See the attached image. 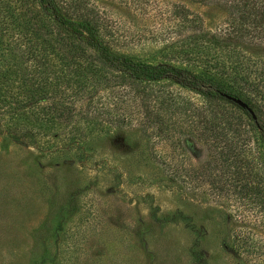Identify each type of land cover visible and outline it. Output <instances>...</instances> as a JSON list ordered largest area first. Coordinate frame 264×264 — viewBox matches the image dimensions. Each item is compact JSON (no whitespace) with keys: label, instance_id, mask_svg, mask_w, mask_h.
Listing matches in <instances>:
<instances>
[{"label":"rangeland","instance_id":"rangeland-1","mask_svg":"<svg viewBox=\"0 0 264 264\" xmlns=\"http://www.w3.org/2000/svg\"><path fill=\"white\" fill-rule=\"evenodd\" d=\"M211 1L82 0L113 51L174 64L183 40L174 10L216 32L225 10ZM34 3L0 0L3 73ZM111 92L77 123L29 124L25 145L4 136H22L20 126L0 128V264H264V209L199 178L212 158L201 136L208 104L167 82ZM217 105L253 134L239 110Z\"/></svg>","mask_w":264,"mask_h":264},{"label":"trees","instance_id":"trees-1","mask_svg":"<svg viewBox=\"0 0 264 264\" xmlns=\"http://www.w3.org/2000/svg\"><path fill=\"white\" fill-rule=\"evenodd\" d=\"M34 1L25 32L11 45L14 63L10 70H0V128L8 122L22 129V136L6 131V139L25 145V138L35 137L29 124L77 123L78 116L95 107L101 91L167 82L208 104L201 112V136L211 143L212 158L199 178L219 194L230 191L264 209V0H213L225 10V26L216 32L203 29L197 14L174 10L183 36L181 49L173 50L178 64L145 62L113 51L94 17L84 13L82 0ZM188 1L201 6L212 2ZM253 40H259L255 49ZM226 97L242 100L253 114ZM214 102L239 110L253 134L239 118L228 117L219 105L213 108Z\"/></svg>","mask_w":264,"mask_h":264},{"label":"water","instance_id":"water-1","mask_svg":"<svg viewBox=\"0 0 264 264\" xmlns=\"http://www.w3.org/2000/svg\"><path fill=\"white\" fill-rule=\"evenodd\" d=\"M229 101H231V102H233L234 104H236L237 106H239L240 108H242V109H246V110H248L251 114H253L252 113V111H251V109L246 105V103H244L242 100H240V99H237V98H234V97H226ZM253 118H254V116H253Z\"/></svg>","mask_w":264,"mask_h":264}]
</instances>
